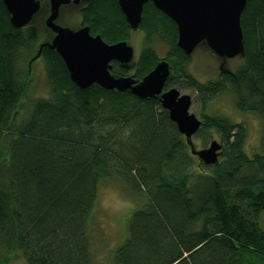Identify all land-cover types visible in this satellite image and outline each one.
I'll return each mask as SVG.
<instances>
[{
    "label": "trees",
    "instance_id": "trees-1",
    "mask_svg": "<svg viewBox=\"0 0 264 264\" xmlns=\"http://www.w3.org/2000/svg\"><path fill=\"white\" fill-rule=\"evenodd\" d=\"M79 13L81 26L105 43L129 41L116 0H92ZM9 19L0 0V264L11 255L24 264H93L90 223L99 187L111 178L141 200L113 264H264V0L248 1L241 14L240 65L208 81L190 75L175 24L150 2L143 6V41L168 51L160 59L144 48L130 77L140 81L165 60L164 88L183 80L204 108L227 95L237 111L262 121L260 151L248 157L242 125L203 115L195 137L205 145L216 136L222 149L215 165L198 169L158 98L80 89L48 48L38 58L47 96L29 99L39 32ZM128 70L112 63L110 72L127 77Z\"/></svg>",
    "mask_w": 264,
    "mask_h": 264
},
{
    "label": "water",
    "instance_id": "water-1",
    "mask_svg": "<svg viewBox=\"0 0 264 264\" xmlns=\"http://www.w3.org/2000/svg\"><path fill=\"white\" fill-rule=\"evenodd\" d=\"M81 1L83 0H48L49 12L44 20V27L52 34V38L49 42L39 44L32 61L39 58L43 48H48L59 56L70 81L80 89L96 84L108 91H127L140 100L158 98L169 120L184 137L191 154L203 166L215 165L222 145L212 140L206 149H194L191 138L198 132L201 121L189 113L192 103L190 96L180 95L174 88H164L170 76L168 62H158L140 81L130 76H113L110 72L112 63L128 68L127 65L133 59V50L127 42L108 44L99 35H91L87 26L72 30L57 24L61 7L78 6ZM248 1L250 0H116L131 31L138 29L143 6L150 2L175 24L176 46L186 56L191 57L193 51L204 44L214 56L222 60L244 56L240 17ZM2 3L15 29L27 27L40 10V0H2Z\"/></svg>",
    "mask_w": 264,
    "mask_h": 264
},
{
    "label": "rangeland",
    "instance_id": "rangeland-1",
    "mask_svg": "<svg viewBox=\"0 0 264 264\" xmlns=\"http://www.w3.org/2000/svg\"><path fill=\"white\" fill-rule=\"evenodd\" d=\"M89 0H83L78 6L68 5L61 7L57 24L77 30L81 27L80 9H82ZM48 0H40V10L33 17L28 26L36 28L39 32V44L49 42L52 34L44 27V20L48 15ZM143 32L137 29L131 31L130 39L127 45L133 50V59L127 65L129 76L133 74V66L137 60L138 54L146 47L151 48L156 56L165 59L168 47L160 41L154 39L150 43L143 41ZM191 65L189 73L200 81H208L216 78L220 71L233 72L242 62V57L238 56L230 60H222L214 56L204 45H199L191 55ZM32 84L29 90L28 98H38L47 96V87L44 79L43 62L37 59L33 65ZM174 88L180 95L191 97L192 103L189 113L193 114L200 121L203 115H218L228 118L230 121L242 125L246 129L244 151L248 157L257 151H260V141L262 134V121L259 117L237 111L233 106L230 96L223 95L212 101L206 108L203 107L200 100L197 99V93L187 82L176 80L169 88ZM23 116L22 111L14 115V121ZM218 138L213 136L205 145L193 136L191 143L196 151L206 149L210 142ZM195 166H200L199 160L195 157ZM196 166V168L198 167ZM198 169V168H197ZM141 204V200L132 197L126 188L117 180L111 178L104 181L98 191V198L95 211L89 228V237L91 241V250L93 253V264H113L111 261L114 250L122 244L126 238V229L130 212ZM261 227L264 229V217L260 219ZM125 235V236H124ZM10 261L6 264H24L20 258L11 255Z\"/></svg>",
    "mask_w": 264,
    "mask_h": 264
}]
</instances>
